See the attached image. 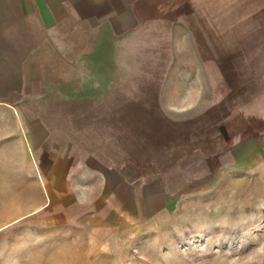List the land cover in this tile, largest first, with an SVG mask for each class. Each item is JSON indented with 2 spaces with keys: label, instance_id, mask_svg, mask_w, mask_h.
Here are the masks:
<instances>
[{
  "label": "rangeland",
  "instance_id": "obj_1",
  "mask_svg": "<svg viewBox=\"0 0 264 264\" xmlns=\"http://www.w3.org/2000/svg\"><path fill=\"white\" fill-rule=\"evenodd\" d=\"M136 7L120 33L80 29V57L20 108L80 132L119 191L72 226L0 235V264H264V0Z\"/></svg>",
  "mask_w": 264,
  "mask_h": 264
},
{
  "label": "crops",
  "instance_id": "obj_2",
  "mask_svg": "<svg viewBox=\"0 0 264 264\" xmlns=\"http://www.w3.org/2000/svg\"><path fill=\"white\" fill-rule=\"evenodd\" d=\"M140 1L0 0V235L22 234L25 220L35 233L53 219L72 226L119 191L120 174L88 157L80 132L39 130L38 117L20 108L47 90L51 76L62 73L57 67L80 57L72 46L80 29L120 33L137 26ZM4 168L11 171L5 178ZM98 180L106 182L103 189Z\"/></svg>",
  "mask_w": 264,
  "mask_h": 264
}]
</instances>
